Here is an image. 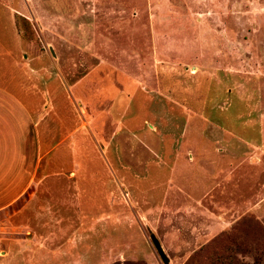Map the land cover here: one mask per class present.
<instances>
[{
    "label": "rangeland",
    "instance_id": "rangeland-1",
    "mask_svg": "<svg viewBox=\"0 0 264 264\" xmlns=\"http://www.w3.org/2000/svg\"><path fill=\"white\" fill-rule=\"evenodd\" d=\"M0 83V264L264 263V0H0Z\"/></svg>",
    "mask_w": 264,
    "mask_h": 264
},
{
    "label": "crops",
    "instance_id": "crops-1",
    "mask_svg": "<svg viewBox=\"0 0 264 264\" xmlns=\"http://www.w3.org/2000/svg\"><path fill=\"white\" fill-rule=\"evenodd\" d=\"M33 131L23 102L0 83V208L6 205L7 171L20 173L34 164Z\"/></svg>",
    "mask_w": 264,
    "mask_h": 264
},
{
    "label": "trees",
    "instance_id": "trees-1",
    "mask_svg": "<svg viewBox=\"0 0 264 264\" xmlns=\"http://www.w3.org/2000/svg\"><path fill=\"white\" fill-rule=\"evenodd\" d=\"M113 264H130V263L127 261H124L123 263L117 261ZM211 264H264V263L258 262L257 260H253L252 262L242 261L237 259L235 255L231 253H227L221 257H213L211 259Z\"/></svg>",
    "mask_w": 264,
    "mask_h": 264
},
{
    "label": "water",
    "instance_id": "water-1",
    "mask_svg": "<svg viewBox=\"0 0 264 264\" xmlns=\"http://www.w3.org/2000/svg\"><path fill=\"white\" fill-rule=\"evenodd\" d=\"M51 54H53L52 51H51ZM149 240H150L153 248L155 249L157 255L161 259V261L164 264H166L167 263V257L165 255V253H164V251H163L158 239L151 233V234H149Z\"/></svg>",
    "mask_w": 264,
    "mask_h": 264
}]
</instances>
